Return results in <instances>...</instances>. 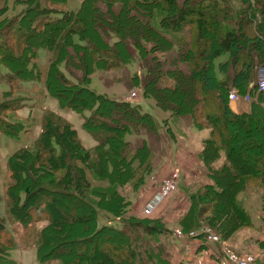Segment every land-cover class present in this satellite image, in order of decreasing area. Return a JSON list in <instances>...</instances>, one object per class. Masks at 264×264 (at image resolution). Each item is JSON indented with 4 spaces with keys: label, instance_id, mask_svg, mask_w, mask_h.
<instances>
[{
    "label": "trees",
    "instance_id": "obj_1",
    "mask_svg": "<svg viewBox=\"0 0 264 264\" xmlns=\"http://www.w3.org/2000/svg\"><path fill=\"white\" fill-rule=\"evenodd\" d=\"M9 2L0 0V82L4 79L14 88L4 96L16 92V82L30 78L39 82L46 76V92L62 108L84 116L83 126L96 145L86 149L64 117L51 111L44 114L43 131L34 147L21 149L9 161L12 183L6 192V218H0V264H14L9 251L18 242L9 237L10 245L3 243L5 234L11 236L7 221L28 227L42 217L49 223L36 236L41 264H170L159 257L167 252L162 238L173 233L168 224L123 216L131 208L123 190L138 193L155 170L147 141L133 144L127 136L157 132V120L142 105L113 100L87 87L72 99L63 93L75 85L63 66L72 77L71 69L84 71L86 78L83 73L76 86H86L94 69L125 72L134 61L131 49L140 59L172 54L170 59H157L161 68L147 81L146 94L152 93L159 107L174 118L189 117L197 129L210 130L200 153L209 183L188 193L189 207L178 222L179 228L198 234L184 241L205 240L199 231L208 228L228 244V236L252 227L239 197L261 190L264 213V176L258 170L237 176L232 140L237 131L245 132L253 124L264 136V92L257 94L255 88L258 71L264 67V0H81L77 10L70 8V0H14L15 7L32 6L20 18L21 13L9 16ZM209 31L216 33V39H210ZM41 50L50 55L43 73L36 71ZM233 90L241 97L257 96L251 112L232 111ZM11 108L18 110L13 104L0 106V134L19 138L21 124L2 116ZM221 159L223 165L213 167ZM59 197L69 198L90 216L91 227L73 236L71 244L82 247L103 239L102 256L94 249L85 257L83 250L78 253L81 258L70 259L60 250L64 237H58ZM101 212L118 220L122 228L101 226ZM86 221L81 216L70 226ZM51 233L55 236L49 238Z\"/></svg>",
    "mask_w": 264,
    "mask_h": 264
},
{
    "label": "rangeland",
    "instance_id": "obj_2",
    "mask_svg": "<svg viewBox=\"0 0 264 264\" xmlns=\"http://www.w3.org/2000/svg\"><path fill=\"white\" fill-rule=\"evenodd\" d=\"M80 1L81 0H70V8L72 10H77L80 6ZM8 7L11 9L9 12V16L18 15L19 13H21L18 16L20 18L22 16V13L25 10H29L32 6L22 9V7L20 6L15 7L14 0H10V2L8 3ZM14 8L16 9L14 10ZM30 17L31 14H29V18ZM208 34L210 36V39H216V33L214 34L213 31H209ZM131 50L133 53L134 61L124 68L125 72L117 70L102 71L100 69H94L95 72L92 75H88V79H85L88 82L87 84H85L86 86H76L79 85V81L77 80V78H81L84 71L82 73L81 71H78L76 69H71L73 70L74 75L72 77L69 71H67L63 66L62 69L65 71L63 72L66 73L67 77H69V79L75 84L71 87H68L67 91L63 93L65 94L64 96L72 99L76 91H79V89H81L82 87H87L113 100L125 101L133 99L131 101L133 105H142L146 113L152 114L155 117L158 123L157 132H150L147 135L134 133L133 135L127 136L128 140L133 144L137 141L138 143L142 142V140L147 141L151 151L155 170L153 174L147 179L146 185L138 193L132 192V189L130 188L124 189L123 193H121L126 196L128 201L131 202L130 211L127 214L123 215L124 218L129 219L131 216H133L144 220L153 219L163 221V218H155L154 214L156 211L160 210L166 203L177 201L178 199H180V206L178 208V211L183 212V200H185V195L188 198V193L190 191L195 192L197 189L209 183L206 177L207 169L205 168L201 160L200 153L194 154V157L197 158L196 171L199 176V179L194 184L192 183L188 185V183L186 182L187 180H184V178L182 179V176L184 174L182 175L181 169L175 166L173 168L171 165L177 163L178 161H181V157L186 155L191 146L192 152L197 151V149L195 148V144H200L199 147L203 150V140L209 137L210 130L197 129L193 125L192 120L189 117L174 118L171 111H163L159 107V104L156 98L152 96V93L149 95L146 94L147 92L145 90V86L147 81L149 79H152L153 75H158L157 72L161 68V66L158 65L157 59L161 61L170 59L172 58V54H158V56L157 54H154L145 59H140L137 51H135L134 49ZM49 60L50 55L48 54V52L41 50L39 53V57L36 59V62L39 65V69H36V71L39 72V70H41V73H43L44 68H48L46 66ZM16 66V72L18 73V69L20 70L21 66L19 64L15 65V67ZM85 75L86 74L84 73V77L86 78L87 75ZM45 77L46 76H42V80H39V82H35V79L33 78H30L31 80H26V82H16V92L7 97L4 96V92L9 91L11 87H14L11 84L6 83L4 79L0 82V84L2 83L0 85V106H2L3 104H13L18 109L13 110L11 108L12 111L16 112H12L9 110L3 113L2 116L7 118V120L11 123L17 122L21 124L20 127L17 128V130L21 129L22 132L25 130L23 133L21 132L19 138H12L4 133L0 134V194H3L2 197H4V201L5 199H7V188L12 183L8 180L10 158L21 149L27 147L32 149L34 147V144L37 142L43 131V116L45 113L51 111L64 117V119L70 125H72L75 130H77L79 138L86 149L92 150L96 145L94 138L83 126L84 116L72 110L62 108L58 100L46 92L44 88ZM133 78H136V80H134ZM89 79L90 81H88ZM57 91L59 90L57 89ZM87 115L88 114H86L85 116ZM245 128L247 131H237L235 139L232 140L233 146L236 147L235 160L237 171L234 172H238V177L241 174L247 175L246 173H252V171L253 173L259 171L261 172V175L264 176L263 131L257 124H253L250 128ZM223 163L224 159H221L219 162L214 164L213 167L218 169L223 165ZM166 168L169 170V173L167 175L165 174V176L162 175V173ZM174 173H178V175L180 176L178 190L165 198L152 215H145V206L159 192L161 184ZM31 174L33 179L37 180V176L35 175L34 171H32ZM159 177H164L163 181L161 182L159 187L153 188L154 183H159ZM27 185L28 184H25V186ZM256 191L257 192L249 191L246 192V194L243 193L239 197V200L242 201V204L249 215V206L255 205V203H259V205H261L262 207V191H258V189H256ZM55 208L57 210L56 218L62 226V231L60 232V235L58 237H60L61 239H63L64 237V241L62 242L64 246L60 250H64L65 252L69 253L70 259H76L80 257L78 253L82 252L83 250L85 257L92 255L94 249H96V255L99 254L102 256V252L100 250H103V248L106 246L102 241L103 239L95 242L94 244L89 243L86 246L82 247H78L74 243L71 244L73 236H78L82 232H84V230H87L91 227L89 224V213L79 208L69 198L59 197L57 199V205L55 206ZM2 212H4V214H2ZM6 215V209L5 211L3 209H0V218H6ZM81 216L86 217L87 221L85 222V224L81 225L79 223H75L74 226H70V222H72V220L76 221V219ZM255 222V225L252 223V227L242 229L241 231L228 236L227 242L230 245V248L235 253H237V255H252L256 258V262H258V264H263L264 252H254L264 251V246L261 245V243H264L263 241H261V237L264 232V223L262 226H259V223L257 221ZM48 223L49 221H44L43 217L40 219H35L34 223L32 222V224L28 227H24L20 223L12 224L10 221H7V228L11 233V236L5 234L3 240H5L6 243H3L6 245H10L9 243L11 238H16L18 242L16 243L15 248L17 250H21L19 253L15 254V257L19 259V262L21 264H41L37 259V251L35 246L37 241L36 236L45 226L48 225ZM99 223L101 226L108 225L117 229L122 228L121 223L106 212L100 213ZM179 229L185 232V234L188 233V231H185L182 228L178 227L177 230ZM51 236H55V234L51 233L49 235V238ZM66 237L69 238L66 239ZM162 242L168 244V242L164 241V238H162ZM13 245L14 244H12L11 247ZM26 246H30V248H26ZM258 247L261 249H259ZM50 264L59 263L50 262Z\"/></svg>",
    "mask_w": 264,
    "mask_h": 264
},
{
    "label": "crops",
    "instance_id": "obj_3",
    "mask_svg": "<svg viewBox=\"0 0 264 264\" xmlns=\"http://www.w3.org/2000/svg\"><path fill=\"white\" fill-rule=\"evenodd\" d=\"M250 87H249L250 90L254 89L253 86ZM257 94H259L258 91ZM247 96L250 97L251 101L247 102L242 99L239 102H230L229 104L232 111L238 114L251 112L252 100L257 99V96L252 98L250 93H248L246 96H244V98ZM199 145L200 144H195V148L197 149V151L195 152L191 151L192 149L191 146L189 151H187L186 155L181 157L182 158L181 161H178L177 163L171 165L173 168L175 166L181 169L182 175L184 174L182 176V179L183 178L184 180L186 179L188 185L192 183L194 184L199 179L198 173L196 171L197 158L194 157V154L201 153L202 151ZM168 173L169 170L166 168L165 171L162 173V175L165 174L167 175ZM164 177L162 178L159 177V183L158 184L154 183L153 188L159 187ZM180 193H181V189H180ZM2 195L3 194H0V209H3L5 211V201ZM184 199L185 200H183L184 201L183 212L178 211V208L180 206V202H179L180 199H178L177 201H171L166 203L160 210L156 211L154 214L155 218H163L164 221L168 224L169 228L173 231L172 234H169L167 237H164V241L168 242V244L163 242L162 243L167 246L166 247L167 252L166 254L165 253L162 255L159 254V257L161 259L162 258L167 259L170 264H226L224 261V257L220 251V247H218V244L210 243L204 239H194L192 241H180L174 235V231L178 229L177 223L180 217L187 211L189 207V200L186 195ZM249 208H250L249 211H250V217L252 223L255 225L256 223L255 221H257L259 223V226H262L264 213L261 210V205H259V203H255V205L249 206ZM2 214H4V212H2ZM261 241L264 242V232L261 237ZM205 244L206 246H204V248H201V246ZM20 251L21 250H17L16 248H13L11 249V251H9V259L13 261L14 264H21L19 262V259L15 257V254L19 253ZM257 252H264V251H255L254 253ZM255 264H258V262H256Z\"/></svg>",
    "mask_w": 264,
    "mask_h": 264
},
{
    "label": "built area",
    "instance_id": "obj_4",
    "mask_svg": "<svg viewBox=\"0 0 264 264\" xmlns=\"http://www.w3.org/2000/svg\"><path fill=\"white\" fill-rule=\"evenodd\" d=\"M257 91L264 92V68H260L257 75V82L255 85ZM251 101L250 97H241L236 91H232L229 94V102H239L240 100ZM180 176L178 173L172 174L168 177L160 186L159 192L149 201V203L144 208V214L147 216L152 215L159 205L163 202L165 198L170 196L172 193L178 190ZM200 233L205 235L206 241L210 243H215L220 245V251L224 257L226 264H254L256 258L252 255L250 256H239L233 250H231L226 242L221 241V238L214 234L210 229L203 228L200 229ZM198 232L184 233L182 230H176L174 235L179 240H185L187 238H194ZM226 245V246H225Z\"/></svg>",
    "mask_w": 264,
    "mask_h": 264
},
{
    "label": "water",
    "instance_id": "obj_5",
    "mask_svg": "<svg viewBox=\"0 0 264 264\" xmlns=\"http://www.w3.org/2000/svg\"><path fill=\"white\" fill-rule=\"evenodd\" d=\"M224 85H226V84H224Z\"/></svg>",
    "mask_w": 264,
    "mask_h": 264
}]
</instances>
